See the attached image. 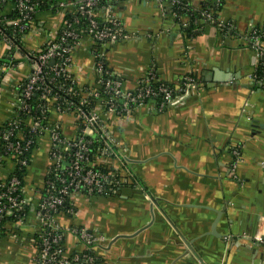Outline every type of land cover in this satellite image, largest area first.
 Listing matches in <instances>:
<instances>
[{
	"label": "crops",
	"instance_id": "1",
	"mask_svg": "<svg viewBox=\"0 0 264 264\" xmlns=\"http://www.w3.org/2000/svg\"><path fill=\"white\" fill-rule=\"evenodd\" d=\"M188 5L218 17L214 23L203 18L191 40L181 30L188 21L176 22L170 5L164 12L142 0L116 5L125 36L108 47L106 59L124 90H135L153 68L160 81L173 85L194 74L199 94L175 100L161 113L141 108L111 124L109 135L120 156L115 167H124L135 186L111 197L77 196L74 213L57 217L67 229L86 227L108 239L96 264H264V83L247 79L262 61L256 63L246 40L264 25V0H189ZM10 11L7 6L3 14ZM41 19L50 28L58 15L45 13ZM45 32L27 40V48ZM73 57L80 84L92 85L89 44ZM19 75L0 81V126L19 104ZM220 76L224 82L216 81ZM61 126L68 136L76 133L71 116H64ZM40 141L44 146L34 149L25 178L31 193L42 190L49 166L50 140ZM37 227L31 218L15 237H1L0 264H34ZM64 247L68 256L85 251L72 234Z\"/></svg>",
	"mask_w": 264,
	"mask_h": 264
},
{
	"label": "built area",
	"instance_id": "2",
	"mask_svg": "<svg viewBox=\"0 0 264 264\" xmlns=\"http://www.w3.org/2000/svg\"><path fill=\"white\" fill-rule=\"evenodd\" d=\"M9 1L0 0V47L4 48L5 57L12 53L13 46L6 38V26L23 36L26 47L27 40L38 36L44 29L46 36L31 45L33 48H27L29 54L26 57L16 52L12 58L17 62L0 65L1 82H8L15 72L20 74L22 82L27 81L24 85L20 83L19 104L6 122L9 129L0 134V147L4 150V154L0 152V224L2 220H7L0 225V234L5 230L6 235L15 237L34 218L38 222L33 237L38 250L34 264H96L97 252L106 250L108 239L97 237L86 227L67 229L62 226L57 221L59 209L81 193L88 197L114 196L121 189L133 186L132 175L127 170L125 172L124 167H115L120 156L109 135L111 124L129 119L141 108L153 107L161 113L175 100L184 102L198 95L199 84L193 74H188L173 87L164 84L153 86L157 84V74L153 68H149L135 90H124L119 75L106 65V50L125 36L123 25L115 16V8L127 0L60 3L59 11L55 14L58 20L50 28L43 26L41 15L45 13L38 11L35 0ZM142 1L156 4L163 12L167 5L171 9L188 7L180 0ZM3 5L11 6L15 12L13 18L3 14ZM200 13L207 22H215L211 13ZM172 17L175 19L176 15L173 13ZM219 28L222 30L224 25L219 24ZM246 40L254 52L256 63L262 61L261 67L257 65V69L247 79L249 82L263 84L264 25L251 30ZM84 44L90 46L95 74L93 84L84 90L85 95L76 89L84 85L75 76L73 57ZM52 61L57 65L51 69L53 76L48 77L44 69ZM62 75H69L70 79L59 85L56 80ZM67 84L69 88L65 92L68 96L82 98L77 108H74L72 102L62 101L57 95H49L52 91L63 92ZM39 90H43L40 111L42 115L48 116L47 127L43 125L40 116L31 114L27 104V100ZM91 102L95 107H90ZM20 114L27 116L20 119ZM54 115L58 116L56 120L53 119ZM64 116L73 118L76 133L72 137L61 126ZM22 126L35 137L29 138L24 133H18ZM45 136L50 140L49 166L42 190L31 193L26 187V177L21 180L17 172L27 170L31 163L32 154L22 157L23 152L30 150L33 153ZM91 138H98L99 142L94 152L91 150L94 144ZM121 162L123 166L124 160ZM94 166H102L106 172L95 170ZM49 174L53 178H48ZM27 209L28 214L25 215ZM71 209L70 213H74ZM68 234L75 236L85 251L68 256L64 247Z\"/></svg>",
	"mask_w": 264,
	"mask_h": 264
},
{
	"label": "trees",
	"instance_id": "3",
	"mask_svg": "<svg viewBox=\"0 0 264 264\" xmlns=\"http://www.w3.org/2000/svg\"><path fill=\"white\" fill-rule=\"evenodd\" d=\"M37 3H38V11H40V13H50V14H56L57 11H59V7L58 5L60 3H63V2H75L77 0H35ZM182 2V4H187L188 5V1L189 0H180ZM9 2H13V0H10ZM8 2V3H9ZM184 6V5H183ZM6 7V5H3V9ZM11 8V6H10ZM172 12H171V16L172 14L174 13L176 15L175 17V21L180 23L182 18L186 19L188 21V26L185 27V26H182L181 30H182V33L184 35V37L188 40H191V39H194L196 36H198L199 34V22L203 19L201 17V13L200 12H203V11H194L189 5L188 7L184 8L182 6H178V7H172ZM206 12H211V10H205ZM217 11V10H216ZM218 12V11H217ZM213 14V17L215 20L218 21V17H217V14L216 12H211ZM13 15H15V12L11 11L8 13V17L9 18H13ZM5 32H6V38L11 41L12 43V47H11V50H12V53L7 56V57H3L0 59V65H3V64H9L11 61H14V62H17L16 60H14L12 58V55H14L16 52H19L22 56H27L29 54V51L27 49V47L25 46V44L23 43V36L21 34H18L13 28L9 27V26H6V29H5ZM74 56V54H73ZM57 65V63H53V64H49V65H46L45 69H44V72L45 74H47L48 77H51L53 76V73H51V69ZM106 65L107 67H109L107 61H106ZM109 69H111L109 67ZM197 81H198V78L193 74L192 75ZM70 79L69 75H62L60 77L57 78V83L59 85H63L65 84V82H67L68 80ZM120 81H122L120 79ZM156 81H157V84H154L153 86H157V85H160V84H164V85H167V86H170V87H173L175 85L173 84H168V83H164L162 81L159 80L158 76L156 78ZM23 85L27 83V81H23L22 82ZM69 88V85L67 84L66 87L64 88V91L63 92H56V91H52L50 95V97H53L55 95H57L62 101H69V102H72L74 104V108H77L78 105H79V101L82 99V98H78V97H71V96H68L66 94V90ZM76 88V86H75ZM80 89H78V87L76 88L80 93L84 94V90L87 89V86L85 87L82 86V87H79ZM43 95V90H39L37 92H35L31 98L29 100H27V104L30 106V110H31V114H36L37 116H40L41 118V121L43 123V125L45 127L48 126V124H46V121H47V118L48 116L47 115H42L41 114V111H40V106L42 105V102L40 101V98L41 96ZM85 95V94H84ZM82 97H84L82 95ZM157 103H159V101L156 100ZM90 107H95L94 106V103H90ZM27 115L25 114H20V119H24ZM9 129V124L8 123H5L3 125L0 126V134H3L5 133L7 130ZM18 133H24L27 137L29 138H34L35 135H32V134H29L26 127L25 126H22L20 128V130L18 131ZM18 133H15V134H18ZM16 138V137H15ZM91 140L93 141V146H92V149L93 152H94V149L96 147H98L99 145V142H98V138H91ZM0 152L3 153L4 150H3V147H0ZM4 154V153H3ZM32 154V152L29 150L28 152H23V155L22 157L25 155V156H30ZM93 169L95 170H101L103 172H106V169L103 168L102 166H94ZM17 175L19 176V178L22 180L26 177L27 175V170L26 169H21L20 171L17 172ZM48 178H53V176L51 174L48 175ZM133 186H135V184H133ZM126 187V186H125ZM129 187H132V186H129ZM80 196H87L85 195L84 193H81ZM96 196V195H94ZM106 196V195H104ZM106 197H111V196H106ZM73 200H68L66 203H65V206H62L59 211H58V215L57 217L60 215V214H69L70 211L72 210L71 208L73 207ZM28 214V209L26 210V214ZM7 220L4 219L2 220L1 224L0 225H3ZM6 235L5 233V230H2L1 234H0V238L1 237H4Z\"/></svg>",
	"mask_w": 264,
	"mask_h": 264
},
{
	"label": "water",
	"instance_id": "4",
	"mask_svg": "<svg viewBox=\"0 0 264 264\" xmlns=\"http://www.w3.org/2000/svg\"><path fill=\"white\" fill-rule=\"evenodd\" d=\"M263 61H264V59H263ZM53 63H54V61L51 62V64H53ZM220 77H222V78H216V81L217 82H224L225 81L224 76H220ZM249 241L252 242L251 240H249ZM261 241L264 242V238H262Z\"/></svg>",
	"mask_w": 264,
	"mask_h": 264
},
{
	"label": "rangeland",
	"instance_id": "5",
	"mask_svg": "<svg viewBox=\"0 0 264 264\" xmlns=\"http://www.w3.org/2000/svg\"><path fill=\"white\" fill-rule=\"evenodd\" d=\"M35 42V40H33ZM39 146L43 147L44 146V143L42 141H39Z\"/></svg>",
	"mask_w": 264,
	"mask_h": 264
}]
</instances>
